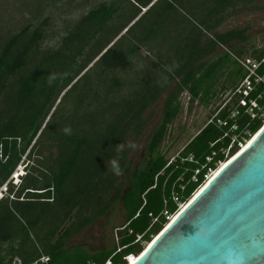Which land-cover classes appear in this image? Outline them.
<instances>
[{
	"label": "trees",
	"instance_id": "16d2710c",
	"mask_svg": "<svg viewBox=\"0 0 264 264\" xmlns=\"http://www.w3.org/2000/svg\"><path fill=\"white\" fill-rule=\"evenodd\" d=\"M93 1L49 44L53 8L67 0H0V264H127L264 126V83L252 80L246 107L235 94L247 76L238 59L261 62L264 79V46L248 47L249 26L220 31L230 18L264 11V0ZM230 88L232 101L170 161L161 146L181 96L207 108ZM163 96L135 163L127 145L144 136ZM101 219L115 232L107 247L74 243Z\"/></svg>",
	"mask_w": 264,
	"mask_h": 264
},
{
	"label": "water",
	"instance_id": "95a60500",
	"mask_svg": "<svg viewBox=\"0 0 264 264\" xmlns=\"http://www.w3.org/2000/svg\"><path fill=\"white\" fill-rule=\"evenodd\" d=\"M128 264H264V126Z\"/></svg>",
	"mask_w": 264,
	"mask_h": 264
},
{
	"label": "rangeland",
	"instance_id": "374dc122",
	"mask_svg": "<svg viewBox=\"0 0 264 264\" xmlns=\"http://www.w3.org/2000/svg\"><path fill=\"white\" fill-rule=\"evenodd\" d=\"M69 1L70 0H67V5H64L63 3L62 5H59L58 8H53L54 12L52 15V21L49 26L50 33H48V35H50V40L52 41H49V44L53 43V41H56V38L61 36L62 33L65 32L73 22L79 21L83 14H86L94 7L93 0ZM177 9L180 18H184V20H186V18H189L191 22H197L192 18V16L188 15L190 13L185 7L177 6ZM142 13H145V10H143ZM189 19H187L186 22H189ZM245 26L250 27L248 33L251 36V40L248 44V47H263L264 11L245 12L239 16L230 18L221 26L220 31L224 32L230 29L241 28ZM141 54L142 57L145 58L146 56H149L150 53L148 49L142 48ZM151 59L153 60V62H155L156 60L154 56H152ZM143 65L145 64L143 63ZM131 79L133 80V78ZM65 93L62 95V97L65 95ZM126 93L127 92H125V95ZM233 98L234 95L230 88L227 91L220 92L217 98H215L214 101L209 105V107L206 108L201 106L198 102H195L193 105H191L188 93H184L180 99L182 106L181 113L174 121V123L169 127L167 136L161 146V152L165 154L166 157L170 159V161H173L179 155V153L182 152V150L190 142V140L194 138L208 123H210L211 118L215 116L217 108H223V106L225 104H228V102H231ZM165 99V96H163V98L158 101L152 109L148 111L146 115L149 121L148 128L139 142L132 144L134 145V147H132V157L135 163H138L141 160V153L146 146L150 133L154 130L161 117ZM25 165L26 162L18 167V172L14 175L15 179L12 184L17 186L20 184V178L25 173ZM5 194L6 187H4L0 191V198L4 197ZM123 220L124 213H118L116 215L115 222L118 223ZM114 234L111 231L110 227L107 226L105 220L101 219V221L81 233L76 238L74 243L88 245L99 250L109 245Z\"/></svg>",
	"mask_w": 264,
	"mask_h": 264
},
{
	"label": "built area",
	"instance_id": "2783aa9c",
	"mask_svg": "<svg viewBox=\"0 0 264 264\" xmlns=\"http://www.w3.org/2000/svg\"><path fill=\"white\" fill-rule=\"evenodd\" d=\"M238 62L242 66V68L246 71L247 76L244 79V81L241 83V85L236 89L235 94L236 95H243V98H241V100H240V105L243 107H246L248 104V101L246 100V98L249 96L250 92L254 89V86L252 85V80H254L256 83H264V79L261 78L257 72L260 65H261V62H257L251 58H247V59L241 58V59H238ZM262 63H264V60L262 61ZM251 105L254 108L257 107L256 103H254V102H251ZM250 111H252L251 108H250ZM232 117L234 118L235 114H232ZM252 117L254 118L255 115H252ZM234 129H236V128H234ZM240 148H243L242 144L239 145V149ZM210 175L208 177H206V179H208L210 177ZM182 206L183 205H181V207ZM47 262H48L47 258L41 259V263L46 264Z\"/></svg>",
	"mask_w": 264,
	"mask_h": 264
},
{
	"label": "clouds",
	"instance_id": "9594fccd",
	"mask_svg": "<svg viewBox=\"0 0 264 264\" xmlns=\"http://www.w3.org/2000/svg\"><path fill=\"white\" fill-rule=\"evenodd\" d=\"M179 67V64L177 63V64H174L173 66H172V68H170L169 69V71H171V70H173V68H178ZM54 78V77H53ZM49 83H51V79L49 80ZM158 83H160L159 81H158ZM164 83H167V77H163V83H160V86L161 87H163L164 86ZM65 132L66 133H69L70 134V129H65ZM128 147H134V145H132V144H128L127 145ZM244 146V145H243ZM124 147H125V144H120V145H118L117 146V148H116V151L119 153V152H121V151H123V149H124ZM241 149V148H240ZM222 165V164H221ZM220 165V166H221ZM220 168V167H219ZM218 168V169H219ZM217 169V170H218ZM110 170L114 173V174H116V175H120L121 174V169H120V167H119V164H118V162L114 159V160H112L111 162H110ZM216 170V171H217ZM216 171H214V172H212L211 173V175H210V177L208 178V179H206V182L212 177V175L216 172ZM18 172V171H17ZM17 172H16V174H17ZM24 175H25V173H24ZM24 175H22L21 176V178L24 176ZM19 178V177H18ZM13 179H15L14 177H13ZM205 182V183H206ZM204 185V184H203ZM202 188V187H201ZM200 188V189H201ZM185 205H183L182 207H184ZM182 207L180 208V210L182 209ZM179 210V211H180ZM174 217V216H173ZM172 217V218H173ZM171 218V219H172ZM171 219H169V221L171 220ZM147 247V246H146ZM131 257H133V256H130L128 259H127V264L129 263V259L131 258Z\"/></svg>",
	"mask_w": 264,
	"mask_h": 264
},
{
	"label": "bare ground",
	"instance_id": "6f19581e",
	"mask_svg": "<svg viewBox=\"0 0 264 264\" xmlns=\"http://www.w3.org/2000/svg\"><path fill=\"white\" fill-rule=\"evenodd\" d=\"M243 147H245V146H243ZM215 173H216V172H215ZM215 173H214V174H215ZM214 174H213L212 176H214ZM202 187H203V186H202ZM136 257H137V256H136ZM134 260H135L134 257H132V259H131V258L129 259V262L132 263V262H134Z\"/></svg>",
	"mask_w": 264,
	"mask_h": 264
}]
</instances>
